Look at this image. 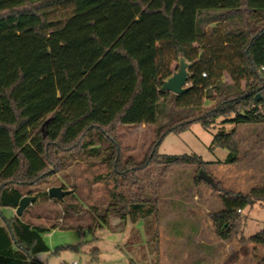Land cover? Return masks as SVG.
Instances as JSON below:
<instances>
[{
	"label": "trees",
	"instance_id": "trees-1",
	"mask_svg": "<svg viewBox=\"0 0 264 264\" xmlns=\"http://www.w3.org/2000/svg\"><path fill=\"white\" fill-rule=\"evenodd\" d=\"M182 58L186 91L163 90ZM263 66L264 0H0V264H45L35 256L50 250L46 233L72 227L5 215L18 207L23 186L82 156H101L118 175L138 172L147 162L128 167V159L118 168L117 129L157 124L171 103L193 114L159 126L153 151L195 122L206 129L221 117L264 123V96L256 98ZM236 135L214 136L213 145L229 149L226 163L239 160ZM156 158L165 167L204 163L197 154ZM38 195L49 199L47 189ZM110 197L107 207H90L92 233L110 227L111 215L148 227L157 211L130 189ZM253 198L264 201V184L221 193L224 209L214 220L234 225ZM249 240L264 246V228Z\"/></svg>",
	"mask_w": 264,
	"mask_h": 264
},
{
	"label": "rangeland",
	"instance_id": "rangeland-1",
	"mask_svg": "<svg viewBox=\"0 0 264 264\" xmlns=\"http://www.w3.org/2000/svg\"><path fill=\"white\" fill-rule=\"evenodd\" d=\"M224 80L231 82L227 74ZM258 95L263 97L264 89ZM192 114L190 109L180 110L171 103L157 124L120 126L118 168L142 167L147 162L145 168L118 175L102 162L101 156L69 158L66 164L49 172L45 180L22 187L23 192L37 197L25 209L23 218L46 226H88L93 224L92 205L107 207L111 191L125 193L130 189L140 199H148V204H155L157 211L151 215L152 221L148 227L142 222L127 227V222L111 215L110 224L117 221L116 227L122 226V231L105 229L101 235L110 243L122 245L135 264H256L264 255V246L251 242L249 237L264 228V201L253 198L250 205L237 211L239 219L234 225L217 222L214 215L224 209L221 193L247 194L264 184V123L238 124L221 117L206 129L195 122L186 131L169 132L153 151L159 126L167 125L174 115L175 121ZM220 129L237 131L239 160L235 163L225 162L228 148L213 145ZM159 153L197 154L204 163L165 167L156 163ZM128 159L131 162L125 167ZM200 170L211 174L218 186L200 178ZM60 185L75 189L76 195L66 196L64 203L38 195ZM67 205H77L79 209L67 210ZM3 211L7 216L16 214L12 208ZM88 235L93 236L92 232ZM65 256L67 260L70 254Z\"/></svg>",
	"mask_w": 264,
	"mask_h": 264
},
{
	"label": "crops",
	"instance_id": "crops-1",
	"mask_svg": "<svg viewBox=\"0 0 264 264\" xmlns=\"http://www.w3.org/2000/svg\"><path fill=\"white\" fill-rule=\"evenodd\" d=\"M9 216L12 214L10 213ZM138 222L143 223L142 220H138L136 223ZM0 223H2L1 219ZM127 223V227L131 226L129 221ZM53 224L57 225L58 223ZM116 224L117 221H112V226L92 233V237L88 235L91 232L90 225L72 226L66 229L51 228L45 235L50 250L38 253L35 257L45 264H69L74 259L79 260L80 264H135V260L128 253H124L122 245L110 243L101 235L105 229L122 231L123 227H116ZM56 231L59 232V235ZM95 248L99 249L98 255L92 254V250ZM66 253L70 254L67 260L65 259Z\"/></svg>",
	"mask_w": 264,
	"mask_h": 264
},
{
	"label": "water",
	"instance_id": "water-1",
	"mask_svg": "<svg viewBox=\"0 0 264 264\" xmlns=\"http://www.w3.org/2000/svg\"><path fill=\"white\" fill-rule=\"evenodd\" d=\"M188 63L185 61V59H181L180 61V68L178 71H176L170 78L164 81V84L162 86L163 90H170L176 94H181L184 91H186L187 87L185 86L188 83L189 78V72H188ZM257 99H260L261 96L257 95ZM199 177L202 178L207 183L211 184L215 188L218 186L216 183L214 177L207 173L204 170H200ZM73 189H66L64 186H51L48 189V195L50 198H57L59 200H64L65 196L68 194L73 193ZM37 197L29 194H25L19 202L18 207L16 208V215L22 216L25 209L32 204L34 201H36Z\"/></svg>",
	"mask_w": 264,
	"mask_h": 264
},
{
	"label": "built area",
	"instance_id": "built-area-1",
	"mask_svg": "<svg viewBox=\"0 0 264 264\" xmlns=\"http://www.w3.org/2000/svg\"><path fill=\"white\" fill-rule=\"evenodd\" d=\"M263 70H264V66H263ZM204 75H206V73H204ZM69 264H80V262H79V260L74 259V260H71V261L69 262Z\"/></svg>",
	"mask_w": 264,
	"mask_h": 264
}]
</instances>
